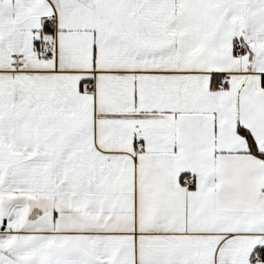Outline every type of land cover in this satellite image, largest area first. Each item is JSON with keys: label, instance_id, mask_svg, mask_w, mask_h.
I'll return each instance as SVG.
<instances>
[{"label": "snow or ice", "instance_id": "6c2138e0", "mask_svg": "<svg viewBox=\"0 0 264 264\" xmlns=\"http://www.w3.org/2000/svg\"><path fill=\"white\" fill-rule=\"evenodd\" d=\"M0 264H264V0H0Z\"/></svg>", "mask_w": 264, "mask_h": 264}]
</instances>
